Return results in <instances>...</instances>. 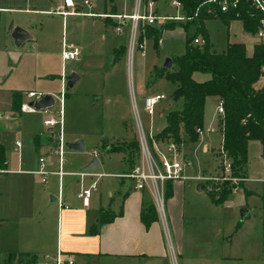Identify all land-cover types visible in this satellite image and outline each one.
Here are the masks:
<instances>
[{
  "label": "rangeland",
  "instance_id": "1",
  "mask_svg": "<svg viewBox=\"0 0 264 264\" xmlns=\"http://www.w3.org/2000/svg\"><path fill=\"white\" fill-rule=\"evenodd\" d=\"M28 1L29 6L35 4V0ZM39 1L45 2L44 5L49 8L57 0ZM74 1L82 4V0ZM156 1L165 3L168 11L173 14L183 15L180 8L175 12L170 0ZM14 2L22 6L25 3L24 0H0V3L6 5ZM103 3L108 7V0H94L91 8L82 4L81 11H102ZM10 18L25 22L28 29L29 38L24 39L18 46L14 44L10 35L12 27L17 24L9 30ZM179 20H176L177 22L173 20L174 24L170 29H164L165 27L160 29L161 44L152 35H148L140 40H143L142 48H135L130 54L129 35L125 36V29L116 31L112 23L106 28L102 18L98 16L82 13L67 15L62 20L61 15L54 12L0 11V106L5 105L12 87L23 88L22 92L29 88L58 93L62 79L65 85V75L70 71L76 72L79 77L66 89L61 104L63 142L82 139L85 150H92L95 147L100 155L101 165L95 166V170L116 172L97 178V184H103L101 202L106 206L110 200H113V209H116L121 196H118L116 190H124L127 184L133 183V180L120 176L128 169L121 152L103 150L100 139H106L109 142L135 139L138 144L137 119L145 133L153 132L155 128L164 125V115L168 109L180 106V99L172 97L174 82L164 72L154 75V68L161 66L164 56H173L184 50V28L178 23ZM154 26L158 28L159 24L154 23ZM205 30L209 48L212 46L216 51H220L225 39L224 27L217 19H211L205 23ZM188 31H192V27H189ZM195 37L201 44L202 35L197 33ZM61 40L71 42L78 47L79 54L76 58L62 61ZM119 45H124V50L114 57L113 49ZM8 48H17L21 51L16 61L9 58ZM191 75L195 79H204L209 76V73L194 70ZM138 85H141L140 92L137 90ZM158 92H162L164 98L155 104L151 114L146 113L142 109V97ZM132 96L136 108L133 107ZM21 100L29 101L24 92ZM216 103L213 95H206L202 127H208L211 130L208 138L206 132H200L197 136L198 139L207 141L208 149L193 148L194 144L186 141L180 145L179 151L175 152L176 157L181 156L186 161L183 165V174H216L211 170L215 166L211 147L218 149L221 141L220 132L216 129L218 115ZM58 106L56 99L51 109H57ZM3 115V111L0 110V118H3L1 117ZM41 116L43 113L21 114L13 118H19L25 126L41 127L39 121ZM57 129V125L52 128L53 131ZM19 136L23 137L22 134L15 133L13 129L2 131V137L10 146ZM25 138L29 142L32 141L30 133ZM156 148L159 152L154 146L152 149V155L156 160L159 158V153L171 155V152L167 151V143L164 139L157 140ZM81 153V150L63 145L61 157L65 162H70ZM139 154L138 144L135 163L140 158ZM29 157L33 162L37 158V153L33 152ZM65 167L66 164L64 169ZM248 175L264 176V161L259 156L256 140H251L248 146ZM121 179L123 183H119ZM185 181L193 187L186 196L188 201L193 207L194 205L200 207L197 210L193 209V218L185 224L183 244L184 250L192 255L190 261L193 264H205L197 254L200 251L211 250V264H264V223L260 199L262 188L259 183L246 181L245 186L252 188L253 192L247 193L241 186L236 192H229L222 201L214 202L206 189L195 191L194 186L200 180ZM204 184L215 193H218L222 185L221 181L211 180ZM65 187V180H63V192ZM107 189L113 192V199L107 196ZM241 207H247L249 211L246 216L239 219ZM15 221L10 219L3 224L12 228L16 224ZM219 255L225 257H219ZM0 256L3 254L0 253ZM97 264L131 263L126 259L118 262L115 259L101 258Z\"/></svg>",
  "mask_w": 264,
  "mask_h": 264
},
{
  "label": "crops",
  "instance_id": "2",
  "mask_svg": "<svg viewBox=\"0 0 264 264\" xmlns=\"http://www.w3.org/2000/svg\"><path fill=\"white\" fill-rule=\"evenodd\" d=\"M24 1L23 6L17 2L8 5L0 3V11L46 13L52 7L46 8L45 2H40L39 0H35V4L31 6H29L30 2L28 0ZM89 1V5L86 6L91 8L94 5V0ZM108 2V7L103 3L102 11L87 10L85 12L130 13L134 4V0H108ZM81 7L82 4L79 6L80 10ZM173 8L176 12L177 10L174 5ZM154 10L158 14L166 16L174 15L171 11H168L165 3L161 4L156 0H154ZM88 15L102 18L106 28L110 23L113 25L116 23L114 16ZM10 19L11 22L8 23L9 30L14 24L28 30L25 22L23 23V21L13 18ZM211 19H217L225 30V39L220 51L225 48L227 42L240 41L244 45L245 53L249 55L253 45L260 41L255 32L245 31L242 28L241 21L237 18L230 19L227 23H224L218 17L206 18L203 21L204 26ZM172 20L178 19L168 17L155 23L163 24ZM120 24L121 29L119 32L125 29V36L129 35V19H122ZM171 27L163 28L170 29ZM160 36L159 42L161 44ZM120 46L124 47V45H119L113 50L115 51ZM210 49L216 51L212 46ZM7 53L12 61H16L21 51H18L17 48H8ZM169 57L171 58V56ZM263 79L264 76H260L256 85H259ZM22 90L23 88L12 87L8 93L5 105L0 106V110L4 113L1 116L3 118H0V158L2 166L9 169L0 173V253L3 254V256H0V263L34 264L29 258L30 255L38 253L52 254L56 250H60L72 254L75 264H97L101 258L115 259L118 262L121 259H126L131 264H193L190 261L192 255L184 250L183 244L185 224L193 218V209L197 210L200 208L195 205L193 207L186 197L193 190V187L185 180L192 178L171 180L170 195L164 197L163 194L164 217L161 219L157 215L155 220L144 226L139 218V211L144 200H152L150 192L147 189H136L133 187V183L130 182L125 186L124 190H116L118 196L121 195L116 209L112 208L113 200H110L106 206L103 205L101 202L103 184L98 185L97 178L101 175H111L116 172L95 170L93 167L89 170L93 174L79 175L73 173L83 170L81 166L93 155L92 150L95 147L92 150H85L83 146L82 153L77 155L74 160L65 162L62 157L60 167L64 173L61 176V181L63 183V180H65L66 186L64 192L62 188V200L65 204H69H67V207L59 206L55 200L57 175L50 172L58 167V154L53 150L55 144L54 137L52 136L53 127L42 123L41 118L43 116L39 118L41 127L34 125L25 126L20 122L19 118H13L21 114L31 115L40 113L19 112L18 108L14 109L12 107V92L19 91V100L21 101L23 92L25 91L22 92ZM137 90L140 92L141 85H138ZM133 98L132 96V100L135 103ZM214 98L217 101L215 96ZM217 122L218 115L216 129L220 132L222 139ZM4 129H13L15 133L23 135L24 138L20 136L16 138V140L20 141L19 146L15 145V141H13L11 146L6 144L2 137ZM29 133L32 135L31 142L25 138ZM208 133L206 132L207 138ZM251 140L256 139H249L247 141L244 172L247 175L248 146ZM256 141L258 153L261 157L260 143L258 140ZM188 142L194 144L193 148L208 149V143L204 139L200 140L197 138L196 141ZM106 146V148L105 146L103 148L101 146V148L107 151L109 150V146ZM95 150L97 156V149ZM211 151L215 159V166L211 170L217 173V170L219 171L217 149L211 147ZM33 152L37 153V158L31 162L29 156ZM121 154L124 159L123 152ZM39 156H44L46 167L49 170L45 182H40L39 176L33 172L38 165ZM261 159L264 161L262 157ZM65 164L66 167L64 169ZM97 165H101L100 162ZM92 180H95L96 186L94 189H91L87 203L83 204L80 198L75 196L74 191L80 186H88ZM245 182L242 183V188L247 193L253 192L252 188L245 186ZM119 183H123V180H119ZM194 189L195 191H202L204 188L201 182H197ZM106 193L107 196L113 199L112 191L107 189ZM244 208L247 210V215L249 210L247 207ZM99 217L102 221H98ZM10 219L16 220V224L12 228H8L3 224L4 221L6 222ZM197 255L200 259L204 260L202 263L211 264V250L200 251ZM219 257L225 256L219 255Z\"/></svg>",
  "mask_w": 264,
  "mask_h": 264
},
{
  "label": "trees",
  "instance_id": "3",
  "mask_svg": "<svg viewBox=\"0 0 264 264\" xmlns=\"http://www.w3.org/2000/svg\"><path fill=\"white\" fill-rule=\"evenodd\" d=\"M182 10V20L178 23L184 28V50L171 56V66L154 68V75L164 74L174 82L173 99H180L178 108L168 109L164 115L165 122L154 130L153 137L173 142L177 148L184 141H194L198 133L196 126L202 125L203 104L206 95H214L222 101L223 113L218 116V125L222 134L221 147L230 157L233 173L243 174L246 165V145L249 139L260 143V155L264 159V79L256 85L260 76H264V39L255 43L249 55L245 53L240 41L227 42L222 51L209 48L204 19L218 17L224 23L237 18L245 31L255 32L259 12L248 0H238L234 6L221 10L215 0H177ZM175 22H177L175 20ZM174 21L159 24L139 25L137 39L140 41L148 35L159 40L160 29L171 27ZM192 27V31H188ZM197 33L202 35L201 44L193 42ZM120 46L115 55L123 52ZM114 59V58H113ZM194 70L207 71L209 76L202 80L194 79ZM66 93V90L64 94ZM20 92L13 91L11 104L18 108ZM109 146L110 151H121L127 163V172L135 164L138 144L135 139L109 142L101 139L100 146ZM217 153V151H216ZM218 193L207 190L214 202L222 201L229 193V184L221 182ZM171 193V180L164 182V197ZM264 222V192L260 195ZM139 218L144 226L157 218L151 199L142 202ZM98 221H102L100 217Z\"/></svg>",
  "mask_w": 264,
  "mask_h": 264
},
{
  "label": "built area",
  "instance_id": "4",
  "mask_svg": "<svg viewBox=\"0 0 264 264\" xmlns=\"http://www.w3.org/2000/svg\"><path fill=\"white\" fill-rule=\"evenodd\" d=\"M221 10H225L229 5L234 6L238 0H215ZM251 6L259 12V16L257 19V26L255 29V34L260 38V40L264 39V0H248ZM89 0H82V4L89 5ZM171 3L175 6L177 10L180 8V3L177 0H171ZM81 4L75 2L74 0H59L57 1L49 12H54L64 19L65 16L70 14H93V15H109L114 16L116 18V23L114 25V29L119 31L121 29V21L124 18H128L130 25H129V37H128V48L129 53L133 51L135 48H142V41L137 39V34L139 30V25L146 23L152 24L155 22L162 21L165 18L172 17L175 19H182L183 17L178 14H174L172 16H166L163 14H158L154 10V0H134L133 8L130 13L124 12H116V13H105V12H82L79 9ZM159 41V40H158ZM193 42H198L199 39L194 37ZM79 54V49L76 45L72 44L71 42H65L61 40V48H60V56L62 60L66 59H74ZM64 83L62 79L61 88L58 93H52L53 96V103L57 99L59 106L57 109H51V105H47L45 107H36L32 102L35 99L40 98L45 92L41 90H32L28 89L24 91V94L29 101H20L18 106L19 112H40L43 113V117L41 121L44 125L53 127L55 125L58 126L56 131H53L52 136L54 137L55 144L53 146L54 152L58 154V167L57 169L50 171L57 175V191L55 194V200L59 206L67 207L62 200V181L61 176L63 175L64 171L60 167V162L62 160L61 153L63 147V138H62V131H61V114H62V100L64 96ZM162 98H164V94L162 92L144 95L142 97V109L151 114L153 108L156 103H158ZM31 101V103H30ZM133 107L136 108L134 101L132 100ZM216 112L220 117L223 113V106L222 101L217 100L216 103ZM55 113V114H54ZM211 128L201 126H196L195 131L197 133L200 132H209ZM136 133H137V141L139 144V160L132 166L130 170L124 172L122 175L127 176L133 180V187L136 189H147L152 197V201L154 207L156 209L157 215L162 219L164 217L163 213V194H164V182L166 180H173V179H185V178H192L196 180H200L204 189L209 190V187L206 186L204 183L206 181H225L229 184V192L234 193L238 188L242 186V183L248 180L251 181H258L262 188V192H264V176L262 177H253L249 176L245 173L237 174L233 173L230 164V157L226 153V151L221 147L217 149V155L219 160V171L213 175H201V174H194V175H186L183 174V165L186 162L183 158L176 157L175 153L179 148L171 142L164 140L167 143V151L171 152L169 154H162L159 153V158L156 160L152 155L153 146L155 150L156 142L159 139L153 137L154 131L145 133L144 130L141 128V125L137 119L136 122ZM20 141L15 140V145L19 146ZM158 151V150H157ZM159 152V151H158ZM92 153L96 155V150L93 149ZM9 169L2 166V161L0 158V173L4 171H8ZM39 176L40 182L46 181V175L49 170L45 164L44 156L38 157V165L36 169L33 170ZM79 175H86V174H93L89 170H80L73 172ZM96 186L95 180H92L88 186H80L77 190L74 191V194L77 198H80L83 204H86L88 201V196L91 189H94ZM30 260L34 264H75L74 258L72 254L67 252H62L60 250H56L52 254L48 253H38L32 254L29 256Z\"/></svg>",
  "mask_w": 264,
  "mask_h": 264
},
{
  "label": "water",
  "instance_id": "5",
  "mask_svg": "<svg viewBox=\"0 0 264 264\" xmlns=\"http://www.w3.org/2000/svg\"><path fill=\"white\" fill-rule=\"evenodd\" d=\"M10 35L13 39V42L16 46H18L24 39L29 38V33L26 29L19 25H14L10 31ZM162 67L169 68L171 66V58L169 56H164L162 63ZM65 85L64 89H68L73 82L78 78V74L74 71H70L65 75ZM31 103V101H30ZM36 107H45L47 105H50L53 103V96L49 92H45L40 98L35 99L32 102ZM157 129V128H155ZM63 145L76 149V150H82L83 149V140L82 139H74L70 141L63 142ZM107 146H105L106 148ZM100 155H92L89 160H87L82 166L81 169L90 170L93 167H95L99 163ZM54 199V197H53ZM247 213L246 208L241 207L239 209V219L243 218Z\"/></svg>",
  "mask_w": 264,
  "mask_h": 264
}]
</instances>
